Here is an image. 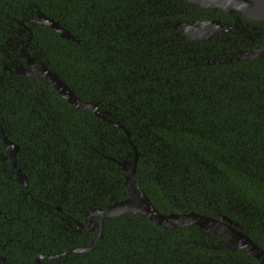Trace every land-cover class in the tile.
I'll return each instance as SVG.
<instances>
[{"label":"trees","instance_id":"1","mask_svg":"<svg viewBox=\"0 0 264 264\" xmlns=\"http://www.w3.org/2000/svg\"><path fill=\"white\" fill-rule=\"evenodd\" d=\"M41 14L75 39L31 22ZM211 19L232 15L180 0H0V242L10 264L89 246L96 233L73 227L127 198L121 163L133 147L138 182L161 213L226 216L264 250V58L238 59L264 34L184 33ZM25 43L99 113L5 70ZM4 137L20 148L27 189ZM227 245L197 225L167 230L126 213L104 220L93 250L42 264H260Z\"/></svg>","mask_w":264,"mask_h":264},{"label":"water","instance_id":"2","mask_svg":"<svg viewBox=\"0 0 264 264\" xmlns=\"http://www.w3.org/2000/svg\"><path fill=\"white\" fill-rule=\"evenodd\" d=\"M191 4L199 5L206 9H219L223 12L234 13L238 11L242 14L244 20L264 21V0H181ZM38 25L50 26L56 30L63 38L74 40V36L66 30L58 21L41 14L32 20ZM228 26L220 20H201L194 24H186L184 33L192 40L208 41L215 35L226 32ZM25 43L22 48V60L19 65L5 70L11 73L24 75L26 77L40 78L46 86L54 88L64 99H66L73 107L78 109L93 110L97 114L99 110L94 103L84 101L76 96L72 89L54 72L46 63L37 61L31 56ZM264 58V46L258 47L246 52L238 58L239 60H255ZM5 147V161H7L12 169L16 171L17 181L23 188H28V177L24 170L18 166L17 153L20 148L7 137L3 139ZM134 157L132 160L121 163L125 171V187L127 190V198L117 202L106 209H94L86 215V219L80 226L85 232L96 231V235L89 246L72 248L68 251L55 255L38 254L35 261L36 264H42V260L55 259L69 253H84L93 250L98 242L103 238L104 220L106 218H117L126 213L136 214L149 219L153 224L163 227L167 230H173L180 227L197 225L200 228L208 230L213 238L222 237L228 242L227 249L231 251L243 250L245 253L255 257L260 264H264V250L257 245L247 234L239 229V224L233 222L226 216L213 218L200 215L194 212L189 214H170L161 213L150 198L145 194L137 179V165L139 153L133 147ZM6 264V262H4Z\"/></svg>","mask_w":264,"mask_h":264},{"label":"flooded vegetation","instance_id":"3","mask_svg":"<svg viewBox=\"0 0 264 264\" xmlns=\"http://www.w3.org/2000/svg\"><path fill=\"white\" fill-rule=\"evenodd\" d=\"M229 14L232 15V20L223 23L226 26H228L229 29L226 32L221 33V34H225V35H227L229 33L237 34L238 38L240 40H242V41L245 40V39H249V40L255 41V39L257 37H259L260 35L264 34V28L263 27H260L258 25L252 24V21L249 20V19L248 20H244L242 18V14L240 12L235 11L234 13H229ZM249 50H252V49H249ZM59 210L62 211L61 209H59ZM60 219L64 221L65 220V216H61ZM80 224L81 223H77L73 228L75 230L85 232V230L80 226ZM64 228L66 230L69 229L68 227H65V226H64ZM91 232L96 233V231H91ZM87 233H89V232H87ZM10 259L11 258L8 257V252L5 250V245H3L0 242V264H4V262H6V264H10ZM44 261H48V260H44Z\"/></svg>","mask_w":264,"mask_h":264},{"label":"rangeland","instance_id":"4","mask_svg":"<svg viewBox=\"0 0 264 264\" xmlns=\"http://www.w3.org/2000/svg\"><path fill=\"white\" fill-rule=\"evenodd\" d=\"M227 40V38H225Z\"/></svg>","mask_w":264,"mask_h":264}]
</instances>
